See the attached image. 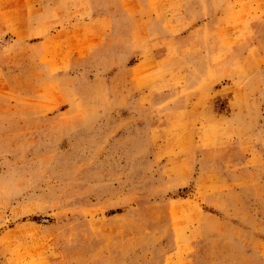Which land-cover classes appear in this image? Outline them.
Wrapping results in <instances>:
<instances>
[{
    "label": "rangeland",
    "instance_id": "1",
    "mask_svg": "<svg viewBox=\"0 0 264 264\" xmlns=\"http://www.w3.org/2000/svg\"><path fill=\"white\" fill-rule=\"evenodd\" d=\"M0 264H264V0H0Z\"/></svg>",
    "mask_w": 264,
    "mask_h": 264
}]
</instances>
